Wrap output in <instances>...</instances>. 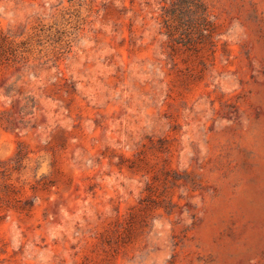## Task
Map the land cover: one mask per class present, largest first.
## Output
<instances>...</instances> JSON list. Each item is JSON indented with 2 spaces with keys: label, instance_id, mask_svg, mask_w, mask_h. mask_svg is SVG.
Here are the masks:
<instances>
[{
  "label": "rangeland",
  "instance_id": "374dc122",
  "mask_svg": "<svg viewBox=\"0 0 264 264\" xmlns=\"http://www.w3.org/2000/svg\"><path fill=\"white\" fill-rule=\"evenodd\" d=\"M0 264H264V0H0Z\"/></svg>",
  "mask_w": 264,
  "mask_h": 264
}]
</instances>
